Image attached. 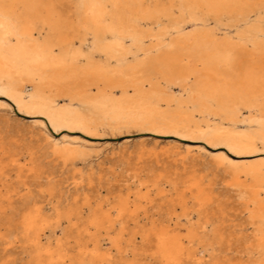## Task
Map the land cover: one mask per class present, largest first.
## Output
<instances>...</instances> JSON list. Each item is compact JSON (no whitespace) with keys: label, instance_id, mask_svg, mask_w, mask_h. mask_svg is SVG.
<instances>
[{"label":"bare ground","instance_id":"6f19581e","mask_svg":"<svg viewBox=\"0 0 264 264\" xmlns=\"http://www.w3.org/2000/svg\"><path fill=\"white\" fill-rule=\"evenodd\" d=\"M0 94L19 111L42 115L56 131L134 128L254 156L264 151V0H0ZM40 132L72 166L75 180L83 175L78 161L99 157ZM205 153L188 148L177 154L182 164L198 155L207 168L222 166L232 176L228 187L248 197L245 211L253 228L247 257L221 264H264V158L236 162L227 153ZM19 161L11 163L26 170L28 164ZM3 186L0 180V197ZM214 186L204 187L203 176H190L175 189L179 197L173 203L182 213L172 205L167 219L146 236L153 238L151 256L160 264H207L209 248L224 242L209 217L201 225L179 224L180 217L190 220L188 199L193 207L206 208ZM150 191L138 194L140 203L124 194L112 209L101 207L88 217L84 231L91 244L79 247V259L88 258L80 264L112 261L111 248H103L98 233L121 219L136 220L153 201ZM157 193L163 198L165 188ZM43 210L30 199L22 207L35 264H72L61 239L54 248L43 245L51 228ZM64 216L71 220L72 213ZM111 241L120 253V239Z\"/></svg>","mask_w":264,"mask_h":264},{"label":"rangeland","instance_id":"374dc122","mask_svg":"<svg viewBox=\"0 0 264 264\" xmlns=\"http://www.w3.org/2000/svg\"><path fill=\"white\" fill-rule=\"evenodd\" d=\"M40 130L52 140L78 144L99 157L93 156L84 163L78 161L76 166L82 169L83 175L75 180L72 166L65 164L63 158L48 147ZM188 148L194 152L201 149L205 154L227 153L236 162L264 158V151L240 157L222 146L212 148L201 140L134 128L122 132L101 130L93 134L78 129L56 131L42 115L21 112L12 100L0 94V171L4 172L0 177L4 185L0 197V264H35L34 245L27 241L23 232L22 207L28 199L44 207L43 216L51 225L45 231L43 245L49 243L53 247L61 239L66 243L72 264H80L88 258L79 259V247L91 244L84 231L88 217L99 212L101 207L102 211L112 209L127 193L137 202L138 194H145L146 190H151L149 198L153 201L145 204L136 220L126 218L122 222L121 219V224L116 223L109 231L102 229L98 235L103 239V248H111L113 255L112 261L105 264H126V260L135 264H160L151 256L154 243L153 238L146 237L147 233L167 219L166 213L172 205L176 207V214L182 213L179 205L173 203L179 197L175 189L190 176H203L204 187L216 184L213 199L206 208L193 207V200L188 199L190 220L179 218V224L188 227L196 226L198 222L201 225L209 217L223 232L224 242L215 245L214 249L209 248L207 264H221L226 258L235 262L247 257L246 247L253 230L247 219L248 209L245 211L248 197L240 195L238 188L228 187L232 176L222 166L207 168L204 166L206 158L198 155L182 164L177 153ZM13 159L27 163V169L19 171L11 163ZM155 183L159 184L154 186ZM161 188H165L163 198L156 194ZM8 194H15L10 201L6 199ZM69 211L71 220L64 216ZM110 239H120V253ZM132 239L133 243L130 242ZM226 240L230 245L225 243Z\"/></svg>","mask_w":264,"mask_h":264}]
</instances>
